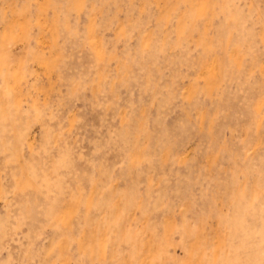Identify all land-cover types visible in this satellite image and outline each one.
Returning a JSON list of instances; mask_svg holds the SVG:
<instances>
[{
    "label": "rangeland",
    "instance_id": "obj_1",
    "mask_svg": "<svg viewBox=\"0 0 264 264\" xmlns=\"http://www.w3.org/2000/svg\"><path fill=\"white\" fill-rule=\"evenodd\" d=\"M0 264H264V0H0Z\"/></svg>",
    "mask_w": 264,
    "mask_h": 264
}]
</instances>
